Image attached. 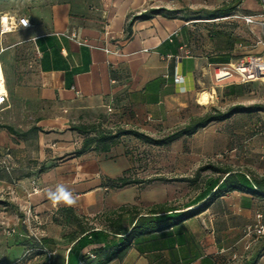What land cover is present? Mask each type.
Segmentation results:
<instances>
[{"label": "crops", "instance_id": "obj_1", "mask_svg": "<svg viewBox=\"0 0 264 264\" xmlns=\"http://www.w3.org/2000/svg\"><path fill=\"white\" fill-rule=\"evenodd\" d=\"M5 2L0 15L27 17L31 27L0 34V65L9 95L0 126L20 134L35 130L20 137L0 128V161L10 154L12 169L8 173L0 168L6 172L0 174V186L9 196L0 203V264H89L100 253L116 252L119 225L120 233L130 228L129 215L109 226L107 220H117L121 207L138 206L144 213L162 204L185 213L197 208L201 202L174 204L165 181L147 190L142 184L114 189L108 181L128 171L132 175L137 164L130 145L142 142L126 131L163 137L199 116L205 106L199 101L203 92L215 98V70L221 63L213 60L215 48L204 52L203 38L205 32L211 37L210 29L200 30L202 42L197 43L202 49L194 52L189 23L178 19H139L128 36L126 23L140 13L129 7L118 10L122 1L111 8L108 2L92 6L84 0ZM233 15H254L264 22V0H244ZM216 20L211 23L221 21ZM239 22L244 27L241 36L226 31L243 41L235 46L251 49L243 56L262 54L254 49L263 47L264 29ZM73 33L85 44L72 40ZM208 41L213 45L216 39ZM177 76L183 81L176 82ZM80 126L119 135V143L106 153L91 147L75 156L84 136L73 128ZM257 132L251 131L245 144H259L264 151V141H258L264 132ZM233 134L215 135L214 153L228 148L235 154ZM228 166L264 176V161L245 171ZM34 185L41 192L33 194ZM58 186L75 203L54 202L49 193H56ZM257 223L264 225V196L225 193L184 223L136 239L109 264H222L238 231ZM80 228L87 232L81 234Z\"/></svg>", "mask_w": 264, "mask_h": 264}, {"label": "rangeland", "instance_id": "obj_2", "mask_svg": "<svg viewBox=\"0 0 264 264\" xmlns=\"http://www.w3.org/2000/svg\"><path fill=\"white\" fill-rule=\"evenodd\" d=\"M6 0H0V8L4 7ZM89 5L97 3L104 4L108 2L116 4L121 8L129 7L135 13L151 14L152 17L162 16L168 19H178L189 23L194 37L191 39V46L194 52H199L202 47L198 45V41L202 42V29H210L212 24L217 25L223 31H229L242 35L244 27L240 24V20L230 19L221 20L219 22L204 23L207 14L213 12L224 5L230 4L235 9L240 6L244 0H84ZM152 10H160L159 15L152 14ZM245 12V10H243ZM234 14V13H233ZM243 14V13H241ZM0 15V19H1ZM214 21V20H213ZM1 25V22H0ZM128 23L125 25L127 33ZM205 27V28H204ZM206 49L204 52L213 51L217 58H228L230 62H237L243 55L251 49H242L235 46V41L240 39L234 36V41L227 43L218 39L212 45L208 40L205 32ZM238 39V40H237ZM262 51L263 47L258 49ZM217 95L210 98L203 110H198V114L202 115L213 107L221 110H227L229 107L237 104L251 106L254 104L264 105V82H253L243 84L238 78L219 82ZM2 122V121H1ZM1 125V124H0ZM251 131L264 132V111L252 112L251 114H242L232 119L212 124L204 130L198 131L193 136L187 137L180 143L172 144L168 147H157L140 143L138 145H130L132 148V156L137 162L132 173V177L140 179L143 182L142 189H150L159 182H166L173 197V203L182 206L188 203H194L200 198L204 189L207 187V181L215 179L216 174L208 171L202 172L197 176L200 167L207 164H215L220 166H234L243 171L250 167L259 166L264 161V151L260 150L259 144L248 145L246 141L253 135ZM234 133L233 141L237 146V151L230 153L228 148L224 149L225 140H221V152L214 153L213 145L216 142L215 135H227ZM264 141V138H258V141ZM5 172L0 170V174ZM6 173V172H5ZM159 179V180H158ZM8 190L0 186V203L7 201ZM147 206V204H143ZM12 210V209H11ZM259 225V223H257ZM256 225L246 227L245 231H238L237 240L234 245L225 251L222 256V264H248L249 260L255 255L259 259L257 264H264V234L257 233Z\"/></svg>", "mask_w": 264, "mask_h": 264}, {"label": "trees", "instance_id": "obj_3", "mask_svg": "<svg viewBox=\"0 0 264 264\" xmlns=\"http://www.w3.org/2000/svg\"><path fill=\"white\" fill-rule=\"evenodd\" d=\"M235 11L236 9L232 5L227 4L213 12H209L207 14L209 17L207 20L227 18L232 16ZM151 12L154 15H159L161 13L160 10H152ZM151 17V14L146 13L140 16H134L127 26L128 36L131 34V28L135 21L139 19H150ZM211 26V42H214L215 39L216 41L221 39L233 45L232 41H234V35L232 33L219 29L216 23L212 24ZM239 43H243V41L241 39L235 41V45ZM213 60L221 64L230 63L228 58H215ZM255 111L263 112L264 105L254 104L251 106H245L242 104H237L229 107L227 110H221L219 108L213 107L202 115L192 116L186 124L173 129L168 134L160 138H154L139 131H126L124 134L135 137L143 144L157 147H168L182 138L193 136L198 131L206 129L212 124L225 122L237 115L251 114ZM0 128L6 129L10 133L20 137H25L31 131L35 130L32 129L27 133L20 134L10 126H0ZM73 130L78 131L84 136L82 148L74 153L75 156H81L91 147H95V150L98 152L106 153L111 150L112 146H115L117 143H119V135L101 132L97 130L96 127L80 126L73 128ZM92 132H94L96 135L90 136ZM208 171L216 174L217 177L207 181V187L204 189L200 198L195 201V204L200 202L201 204L197 208L192 209L190 212L185 213L184 211H179V209L172 208L168 204L153 205L147 208V213H144L143 208L138 206L126 205L121 207L119 209L117 220H107L109 222V226H115L117 223L120 224L124 216L129 215L130 228L124 233H120L122 231V226L119 225L118 228H116L115 234L121 235V237H119V242L115 247L116 252L114 254H111L110 251L100 253L97 255V261L91 260L89 264H109L114 258L122 257L136 239L155 233H160L184 223L185 221L204 212L213 202V200L221 197L225 193L241 192L264 196V176L261 177L249 173L237 172L232 167L215 164H207L200 167L197 171V176H199L202 172ZM40 172H43V169H41ZM129 173L130 171L126 172L123 176L117 179L109 180V186L114 189H124L130 186L143 184L144 181L132 177V175H129ZM63 211L66 213L69 212V210ZM168 213L171 214L167 215ZM94 229L95 228H91L89 230ZM80 232L84 235L87 231L80 228ZM94 232L95 231H93V233ZM85 237L86 235L79 240V243ZM258 259V255H255L249 260L248 264H257Z\"/></svg>", "mask_w": 264, "mask_h": 264}, {"label": "built area", "instance_id": "obj_4", "mask_svg": "<svg viewBox=\"0 0 264 264\" xmlns=\"http://www.w3.org/2000/svg\"><path fill=\"white\" fill-rule=\"evenodd\" d=\"M229 19H237L243 21L248 26L258 25L264 29V22H259L256 20V16L254 15H233L227 18H223L221 20H229ZM23 21H27V25L23 23ZM218 21V20H215ZM0 34H6L12 32L18 28H29L31 27V23L27 17H21L16 19L14 17H9L8 15L1 16L0 19ZM71 39L78 42L80 45L85 44L84 41L78 39L77 34L73 33L71 35ZM263 45L264 43L260 42ZM108 53L110 51L107 50ZM118 52H115L117 54ZM234 78H238L241 83H253V82H264V51L260 55H246L241 57L237 62H230L227 64H220L216 66L215 70V80L219 83L226 80H231ZM183 77L177 76L176 82H182ZM9 103V95L6 88L5 79L3 73L0 74V113L3 112ZM109 111H111L109 109ZM10 158V154H7L5 159L0 161V168H3L6 172H12L11 167L7 163V159ZM41 192V189L38 185H34L32 188V193L37 194ZM35 220L37 218L33 216ZM261 219V216L257 217ZM258 228L257 233L264 234V225H256ZM14 232V231H13ZM94 258V256H92Z\"/></svg>", "mask_w": 264, "mask_h": 264}, {"label": "clouds", "instance_id": "obj_5", "mask_svg": "<svg viewBox=\"0 0 264 264\" xmlns=\"http://www.w3.org/2000/svg\"><path fill=\"white\" fill-rule=\"evenodd\" d=\"M25 25H27V21H23ZM50 198L54 202H59L63 200L68 205H72L75 203L74 199L71 197V195L65 190L63 186H58L56 193H49Z\"/></svg>", "mask_w": 264, "mask_h": 264}, {"label": "bare ground", "instance_id": "obj_6", "mask_svg": "<svg viewBox=\"0 0 264 264\" xmlns=\"http://www.w3.org/2000/svg\"><path fill=\"white\" fill-rule=\"evenodd\" d=\"M2 72V67L0 65V74ZM3 73V72H2ZM199 101L201 104L203 105H206L209 103L210 101V94L208 92H203L201 95H200V98H199Z\"/></svg>", "mask_w": 264, "mask_h": 264}]
</instances>
